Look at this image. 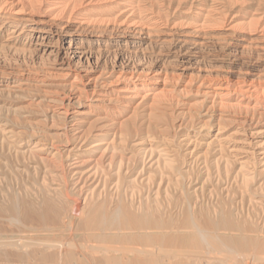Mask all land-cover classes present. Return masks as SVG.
I'll return each mask as SVG.
<instances>
[{"label":"rangeland","instance_id":"obj_1","mask_svg":"<svg viewBox=\"0 0 264 264\" xmlns=\"http://www.w3.org/2000/svg\"><path fill=\"white\" fill-rule=\"evenodd\" d=\"M11 1L0 264H264V0ZM120 203L161 226L85 234Z\"/></svg>","mask_w":264,"mask_h":264},{"label":"bare ground","instance_id":"obj_2","mask_svg":"<svg viewBox=\"0 0 264 264\" xmlns=\"http://www.w3.org/2000/svg\"><path fill=\"white\" fill-rule=\"evenodd\" d=\"M2 1H4V0H2ZM9 1H11V0H5V3L7 2H9ZM76 1V0H75ZM13 1H11V2H9V4L10 3H12ZM48 2V1H47ZM49 2H50V4H53L54 6H53V8L55 9V10H59V11H65L68 7H69V4L71 3H69V1L68 0H49ZM84 2V1H83ZM122 2V1H121ZM6 3V4H7ZM72 3H73V0H72ZM71 3V4H72ZM1 4V3H0ZM113 4V3H112ZM259 4V3H258ZM117 5V4H116ZM1 6V5H0ZM12 6V5H11ZM80 6V5H79ZM3 7V6H2ZM6 7V6H5ZM115 7V6H114ZM143 7V6H142ZM79 8V7H78ZM139 8V7H138ZM256 8V7H255ZM13 8H11V7H9V11L10 10H12ZM91 10V9H90ZM4 11H7V10H4ZM58 11V12H59ZM122 11V10H121ZM210 11V10H209ZM70 12V11H69ZM68 12V13H69ZM75 12V11H74ZM78 12V11H77ZM76 12V13H77ZM137 12V11H136ZM257 12V11H256ZM65 13V12H64ZM141 13V12H140ZM9 14H10V12H9ZM75 14V13H74ZM229 14V13H228ZM252 15V14H251ZM165 16V15H164ZM201 16V15H200ZM210 16V15H209ZM69 17V16H68ZM206 17V16H205ZM252 17V16H251ZM88 18V17H87ZM87 18H85L86 20H87ZM119 18V17H118ZM122 19V18H121ZM263 19V18H262ZM118 20V19H117ZM129 20V19H128ZM165 20H167V19H165ZM100 22V21H99ZM167 22V21H166ZM16 23V22H15ZM97 23V22H96ZM202 23V22H201ZM203 24V23H202ZM201 27V26H200ZM263 27V26H262ZM64 28V27H63ZM46 30V29H45ZM260 30V29H259ZM65 31H67V30H65ZM43 32H45V31H43ZM42 38H45V36H43ZM263 38V37H262ZM260 39V38H259ZM261 40V39H260ZM73 41V40H72ZM261 44V43H260ZM258 46V45H257ZM264 46V45H263ZM260 47H258V49H259ZM71 49V48H70ZM263 51V50H262ZM76 52V51H75ZM74 55H77L76 53L74 54ZM139 77V76H138ZM148 80H150V79H148ZM240 80V79H239ZM241 81V80H240ZM229 82V81H228ZM137 83V82H136ZM145 83V82H144ZM148 83V82H147ZM227 83V82H226ZM231 82H229V85H231L230 84ZM256 83V82H255ZM96 84V83H95ZM134 84V83H133ZM150 84V83H149ZM238 84V83H237ZM129 85V84H128ZM227 85V84H226ZM234 85V84H233ZM239 85V84H238ZM237 85V86H238ZM143 86V84H135V86H133V87H135L136 89H138V90H136V91H138V92H136L135 90V92L136 93H139V90H141V87ZM147 86V85H146ZM228 86V85H227ZM239 86H241V85H239ZM251 86H252V84H251ZM139 87V88H138ZM217 86H215V88H216ZM219 87H221V85L219 86ZM223 87H226V86H223ZM230 87V86H229ZM134 88V89H135ZM158 88V87H157ZM237 88V87H236ZM238 88H240V87H238ZM253 88V87H252ZM256 88H258V89H260V86H258L257 84H256ZM123 89V88H122ZM131 89V88H130ZM230 89V88H229ZM232 89V88H231ZM250 89V88H249ZM262 89H264V88H262ZM124 90V89H123ZM128 89L126 88L125 89V91H127ZM132 90V89H131ZM213 90V89H212ZM219 90V89H218ZM221 90V89H220ZM220 90L218 91L219 93H220ZM222 90H223V88H222ZM228 90V89H227ZM236 90V89H235ZM122 91V90H121ZM142 91V90H141ZM145 91V90H144ZM151 91V90H150ZM167 91V90H166ZM215 91H216V89H215ZM102 92V91H101ZM123 92V91H122ZM217 92V91H216ZM93 93V92H92ZM121 93V92H120ZM154 93V92H153ZM152 93V94H153ZM213 93H214V91H213ZM226 93H227V91H226ZM257 93V92H256ZM259 93V92H258ZM258 93H257V95H258ZM262 93V92H261ZM147 94H149V93H146V95ZM164 94V93H163ZM223 94H225V93H223ZM222 94V95H223ZM130 95L131 94H129L128 96L130 97ZM136 94L134 93V95L133 96H135ZM154 95V94H153ZM165 95V94H164ZM215 95V94H214ZM127 96V95H126ZM132 96V95H131ZM139 96H140V93H139ZM220 96H221V94H220ZM143 97H145V95H143ZM149 97V96H148ZM80 98V97H79ZM136 98V97H135ZM141 98H142V96H141ZM161 98V97H160ZM264 99V98H263ZM154 100H155V98H154ZM127 105V104H126ZM119 112V111H118ZM113 116V115H112ZM120 119V118H119ZM116 120V119H115ZM121 122V121H120ZM117 123V122H116ZM117 125H118V123H117ZM122 127H123V125H121ZM135 129V128H134ZM135 131V130H134ZM107 132V131H106ZM116 132V131H115ZM104 133V132H103ZM98 135V134H97ZM126 135V134H125ZM124 137V136H123ZM106 142V141H105ZM104 143V142H103ZM112 143V142H111ZM100 144H102V143H100ZM114 145V144H113ZM110 145H108V147H109ZM102 147V146H101ZM113 147V146H112ZM99 148V147H98ZM129 148V147H128ZM70 150V149H69ZM74 150V149H73ZM112 150V149H111ZM117 151V150H116ZM56 152V151H55ZM98 154V153H97ZM103 154V153H102ZM123 154V153H122ZM114 155V154H113ZM112 155V156H113ZM74 156V155H73ZM78 157V156H77ZM83 157V156H82ZM125 157V156H124ZM79 158H80V156H79ZM78 158V159H79ZM84 159V158H83ZM88 159H89V161H90V158H87V161H88ZM109 159V158H108ZM111 159V158H110ZM76 160V159H75ZM115 160V159H114ZM97 161V160H96ZM82 162V161H81ZM85 162V161H84ZM112 162H113V160H112ZM78 163V162H77ZM118 163V162H117ZM69 165V164H68ZM95 166V165H94ZM73 167V166H72ZM93 167V166H92ZM119 167V166H118ZM94 168V167H93ZM161 172V171H160ZM159 172V173H160ZM163 176V175H162ZM162 180V179H161ZM163 181V180H162ZM161 182V181H160ZM95 184V183H94ZM101 194V193H100ZM130 194V193H129ZM133 195V194H132ZM16 200V199H15ZM13 201L11 204H10V206H9V212H11L13 215H18L19 214V207H18V204L16 203V201ZM142 200V199H141ZM147 200V199H146ZM157 200V199H156ZM152 202V201H151ZM143 205V204H142ZM23 206V205H22ZM46 206L48 207V208H50L51 207V203L50 202H47L46 203ZM132 206V205H131ZM130 206V207H131ZM156 206V205H155ZM74 207V206H73ZM140 207V206H139ZM151 207H153V206H151ZM151 207H149V208H151ZM168 207H170V206H168ZM134 208V207H133ZM160 208V207H159ZM51 209V208H50ZM140 209V208H139ZM38 210V209H37ZM141 210V209H140ZM147 210V209H146ZM150 210V209H149ZM163 210V209H162ZM1 211H2V208H1V206H0V214H2L1 213ZM3 211H4V209H3ZM144 211H145V209H144ZM160 211V210H159ZM41 212V211H40ZM51 212V211H50ZM107 212V211H106ZM106 212H101L99 215H96V216H94L93 218H91L88 222H87V224H85V227H83L82 229H84V231H85V234H86V232L87 233H93V234H96V235H101V237H103L102 235H104V234H107V233H115L116 235H120V234H127L128 232H130V230H133V232H134V229H138V230H140V229H149V228H154V227H159V226H161L160 225V223L155 219V220H153V219H151L152 218V216H151V218H150V216L148 217V213H142L141 215H139L138 217H135V215H134V210H133V212L130 210V208L128 207V206H126L124 203H120L116 208H114V210L111 212V213H106ZM150 212V211H149ZM153 212V211H152ZM155 212V211H154ZM5 213V212H4ZM73 213L74 214H82L83 213V208H82V210H81V208H80V204H79V202L75 205V207H74V209H73ZM138 212H136V214H137ZM23 214V213H22ZM34 214V213H33ZM154 214V213H153ZM23 218V217H22ZM31 218V217H30ZM39 218H40V220H44V218H45V216L44 215H40L39 216ZM38 218V219H39ZM161 218V217H160ZM158 219H159V217H158ZM15 220H17V219H15L14 218V221ZM47 220H45V222H46ZM16 222V221H15ZM34 222V221H33ZM40 222H42V221H40ZM209 222V221H208ZM222 222V221H221ZM210 223V222H209ZM223 224H224V221L222 222ZM20 224V223H19ZM34 224V223H33ZM216 224V223H215ZM21 225V224H20ZM46 224H44V226H45ZM213 225H214V223H213ZM217 225V224H216ZM84 226V225H83ZM190 229H192L191 231H193V233H195V235H200L203 239H206L207 237H206V235H205V232H207L206 231V227L205 228H203V227H201L200 225H199V223H197V222H195L194 220H190V221H188V225H187ZM205 226H207V225H205ZM211 226V225H210ZM31 227V226H30ZM63 227V226H62ZM217 227V226H216ZM219 227V226H218ZM44 228H47L46 226L44 227ZM187 228V227H186ZM210 228V227H209ZM226 228H227V226H226ZM32 229V228H31ZM81 229V228H80ZM178 229V228H177ZM179 229H180V227H179ZM207 229H208V227H207ZM225 229V228H224ZM181 230V229H180ZM188 230V229H187ZM218 230V229H217ZM221 230H222V228H221ZM80 231V230H79ZM143 231V230H142ZM147 231V230H146ZM167 231V230H166ZM132 232V233H133ZM217 232V231H216ZM82 233H84V232H82ZM138 233V232H137ZM208 233H209V231H208ZM211 233V232H210ZM218 233V232H217ZM147 234V233H146ZM84 235V234H83ZM214 235V234H213ZM73 236V235H72ZM86 236V235H85ZM107 236V235H106ZM147 236V235H146ZM210 236H211V234H210ZM215 236V235H214ZM213 236V238H216V237H214ZM87 237V236H86ZM89 238L91 237V236H88ZM87 237V238H88ZM95 237V236H94ZM94 237H93V239H94ZM206 237V238H205ZM97 238V237H96ZM105 238V237H104ZM107 238V237H106ZM130 238H131V236H130ZM150 237L148 236V239H149ZM158 237H156V239H157ZM160 238V237H159ZM86 239V238H85ZM111 239H113V238H111ZM140 239V238H139ZM145 239V238H144ZM153 238L151 237V240H152ZM155 239V240H156ZM164 239V238H163ZM219 239V238H218ZM95 240V239H94ZM108 240V239H107ZM118 240V239H117ZM147 240V239H146ZM160 240V239H159ZM104 241V240H103ZM113 241V240H112ZM154 241V240H153ZM158 241V240H157ZM144 242V241H143ZM145 242H147V241H145ZM156 243V242H155ZM152 244V243H151ZM117 248V247H116ZM2 249V248H1ZM3 249H5V248H3ZM31 249V248H30ZM39 249V248H38ZM70 249V248H69ZM157 250V249H156ZM147 251H149L150 253H153L154 251L153 250H147ZM70 252V251H69ZM161 252V251H160ZM155 253V252H154ZM156 255V254H155ZM154 256V255H153ZM126 257V256H125ZM170 257V256H169ZM37 259V258H36ZM66 259V258H65ZM143 259V258H142ZM59 260V259H58ZM132 260V259H131ZM40 262V261H39ZM129 262V261H128ZM234 262V261H233ZM232 262V263H233ZM54 264V263H53ZM133 264H162L161 263V261L159 260V259H154L153 260V262H149V261H147V260H139V259H135L134 261H133ZM165 264V263H164ZM167 264V263H166ZM219 264V263H218Z\"/></svg>","mask_w":264,"mask_h":264}]
</instances>
